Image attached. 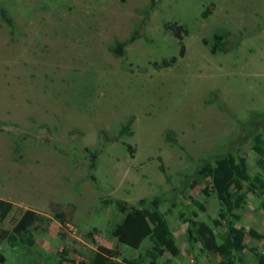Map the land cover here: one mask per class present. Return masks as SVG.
Masks as SVG:
<instances>
[{"label": "rangeland", "instance_id": "374dc122", "mask_svg": "<svg viewBox=\"0 0 264 264\" xmlns=\"http://www.w3.org/2000/svg\"><path fill=\"white\" fill-rule=\"evenodd\" d=\"M151 5L144 37L113 55ZM0 10L12 22L0 16V200L11 204L0 231L26 211L50 220L32 246L24 232L15 245L1 238L0 264H88L92 252L149 264L148 239L134 249L113 236L118 202L163 216L177 254L156 264H219L195 230L220 242L228 222L245 234L233 264H259L264 188L223 220L210 180L191 184L229 153L264 179L251 149L264 140V0H0ZM170 25L186 29L181 40Z\"/></svg>", "mask_w": 264, "mask_h": 264}, {"label": "trees", "instance_id": "16d2710c", "mask_svg": "<svg viewBox=\"0 0 264 264\" xmlns=\"http://www.w3.org/2000/svg\"><path fill=\"white\" fill-rule=\"evenodd\" d=\"M153 5L143 11V17L140 24L131 36L124 42H115L111 48L113 55L120 57L124 54V47L138 38H143V30L146 26L149 14ZM0 16L12 30V22L6 16L3 10H0ZM169 30L172 36L178 40L182 39V32L186 29L182 26L170 25ZM225 35H228L226 33ZM213 50L215 52H226L225 41H221L220 36H214ZM183 47L180 51L182 53ZM132 118H129L120 130V134L130 135V126ZM164 141L169 145H177L175 133L167 130L163 135ZM129 150V147H127ZM252 151L256 155V166L264 172V140L261 135H255L251 145ZM93 161V159H92ZM163 171V167L160 166ZM210 180L213 193L220 206L219 216L224 220L225 214L233 210L243 209L248 193H256L264 188V179L261 174L250 175L248 166L244 157H235L231 153L216 157L212 162L203 163L195 172V178L191 186H196L202 180ZM241 189V191H239ZM203 194L207 195V191L203 190ZM120 211L125 212V216L121 223L116 225L113 230V236L123 245L131 248H138L141 243L147 241L151 244L152 252L149 264H156L155 258L165 252L177 254V249L173 245L172 235L163 216L157 211L136 210L129 207L124 202L117 203ZM200 209L203 206L198 205ZM11 204L0 200V227L10 212ZM50 220L38 213L26 211L21 219L15 224L10 233L4 234L0 231V239H6L10 244L15 245L18 240L17 234L26 233V244L32 246L35 241L33 232L42 234L46 231ZM228 231L225 236L218 242L205 224H200L195 230L197 242L204 246H209L210 251L216 253L220 258L219 264H233L236 260L237 253L244 248V231L235 228L231 222H228ZM254 238H261L258 234L251 232ZM88 260V264H135V261L123 259L120 262H112L110 258L96 252ZM2 261L0 257V262ZM259 264H264V255L258 259Z\"/></svg>", "mask_w": 264, "mask_h": 264}]
</instances>
